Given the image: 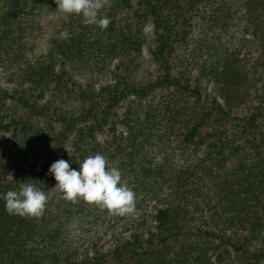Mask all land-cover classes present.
Listing matches in <instances>:
<instances>
[{
	"label": "trees",
	"instance_id": "trees-1",
	"mask_svg": "<svg viewBox=\"0 0 264 264\" xmlns=\"http://www.w3.org/2000/svg\"><path fill=\"white\" fill-rule=\"evenodd\" d=\"M56 7L0 0V68L18 86L0 87V264H264V0H110L104 30L76 15L42 23ZM47 94L79 106L50 113ZM97 153L136 193V212L154 202L152 227L51 193L52 163L79 170ZM27 181L49 193L40 218L5 209ZM118 221L129 235L80 251Z\"/></svg>",
	"mask_w": 264,
	"mask_h": 264
},
{
	"label": "clouds",
	"instance_id": "clouds-1",
	"mask_svg": "<svg viewBox=\"0 0 264 264\" xmlns=\"http://www.w3.org/2000/svg\"><path fill=\"white\" fill-rule=\"evenodd\" d=\"M57 5L42 17V23L65 21L72 15L81 16L86 25H95L104 30L110 18L101 16V11L110 0H54ZM67 29L59 33L61 40L68 39ZM70 155V153H69ZM71 156V155H70ZM48 173L56 184L50 189L59 199L77 203L83 201L107 211L112 215L131 216L136 212V193L122 177V172L109 166L104 155L97 153L86 156L79 163V170L59 159L51 164ZM5 209L10 215L40 218L46 211L49 193L36 187L33 182H22L17 190H8L3 195Z\"/></svg>",
	"mask_w": 264,
	"mask_h": 264
},
{
	"label": "rangeland",
	"instance_id": "rangeland-1",
	"mask_svg": "<svg viewBox=\"0 0 264 264\" xmlns=\"http://www.w3.org/2000/svg\"><path fill=\"white\" fill-rule=\"evenodd\" d=\"M195 31H198V29L195 28ZM39 50L40 49L36 50V52ZM254 54H255V56H258L259 53L254 52ZM148 66H149V60L146 57H144L142 68L144 69L143 71H144V74H146V75L149 74V73H147V69H150L152 67V66H150L148 68ZM148 72H150V71H148ZM74 77H75V79L79 80L80 82L83 81V78L81 76H78L75 74ZM16 83H17L16 80H11V78H9L7 76L6 71L3 70L2 68H0V87L7 89V90H10V91H13V90L18 88ZM34 93H35V97H36L37 92H34ZM38 103H39V105H42V106H45V105L49 106L51 109V110H49L50 113H52V110H54V109H56V110L58 109L59 111H62L61 113H64L65 110L71 112V110H77V108L79 106V101L77 99L75 100V102H73V100H71V97H70V99L68 101H65V100H61L58 98L55 99L53 97H50L49 94H47L45 96V98L38 100ZM73 103H75L76 106L71 108ZM9 106L12 108L13 112H15L16 115L23 114V111L20 110L18 107H16L14 103L10 102ZM38 121L40 123L39 125L45 130L46 123H48L49 120L47 118H38ZM52 123H53V126L56 130L61 128L60 124H58L57 122L54 123L52 121ZM45 131H47V129ZM5 135H6V137L9 138L10 145L16 141V139L11 136V133H7ZM171 146H174V143H171ZM69 153H70V146L67 144L64 147L63 151L59 153V155L65 154L67 156ZM35 168H36V170H39L40 162L37 163ZM153 206H154V202L150 201L147 204V206H144L143 211L139 212V213L144 214L143 216H145V220H146L145 225L149 226V227L153 226V222H152ZM139 213L137 211L133 215V218H137L140 215ZM133 218H129V221H131ZM123 222L118 221V223H116V226H115L116 229L108 231L107 233H105L103 231L102 226L98 225L97 227H94L92 230L93 232L90 234V236L88 238L85 237L86 240L82 244V246H81L82 248L80 251L82 253H85V252L92 253L94 251V249H97L100 252H104V253L107 252L109 249H111L113 247L114 235L116 233H119V232L124 230ZM69 232H70V235L73 237V239H76L79 236L84 237L83 234H81V231H80L78 226L74 225L72 229L70 226ZM122 233L124 235H129V232H127L126 230H124ZM108 260H112V258L109 256Z\"/></svg>",
	"mask_w": 264,
	"mask_h": 264
}]
</instances>
